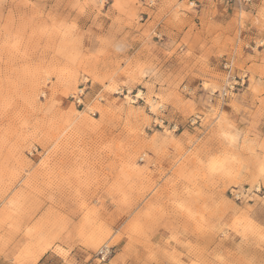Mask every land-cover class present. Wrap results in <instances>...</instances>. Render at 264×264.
I'll return each mask as SVG.
<instances>
[{
	"label": "rangeland",
	"instance_id": "1",
	"mask_svg": "<svg viewBox=\"0 0 264 264\" xmlns=\"http://www.w3.org/2000/svg\"><path fill=\"white\" fill-rule=\"evenodd\" d=\"M44 255L264 264V0H0V264Z\"/></svg>",
	"mask_w": 264,
	"mask_h": 264
},
{
	"label": "crops",
	"instance_id": "2",
	"mask_svg": "<svg viewBox=\"0 0 264 264\" xmlns=\"http://www.w3.org/2000/svg\"><path fill=\"white\" fill-rule=\"evenodd\" d=\"M255 12L257 13L256 8L253 9L252 13L247 15L246 20H243L242 17L237 16L234 8L228 7L227 4H220L218 2L217 4L215 3V5L211 8H201L199 12L197 14H194L193 16L188 14V20H190L191 17L194 18L198 15V21L195 18L193 20H196L199 23L204 20L206 24H209L216 29L218 28L219 30L225 31L222 35V45H219L214 41L212 42V40H208V42H206L205 48L207 53V61H217L222 52H232L235 48H242V50L244 51L246 42H244L242 34L246 32V30L251 29V27H256L254 19L256 18L257 14ZM213 39H217V36H214ZM179 53L180 52H177L176 55H174L175 60L178 56H180L178 57L176 65H179V63L181 65V62L185 59L183 56H181L182 54L180 53L179 55ZM173 66L176 67L175 65ZM176 68H178V66ZM230 101L233 102V99H231ZM54 259L56 258L50 256L47 257L46 255H44L42 257V262L43 264H53ZM59 259L58 262L60 261L63 264L65 259ZM72 259L74 262H76V264L77 262L80 263L81 261L80 257H72Z\"/></svg>",
	"mask_w": 264,
	"mask_h": 264
},
{
	"label": "built area",
	"instance_id": "3",
	"mask_svg": "<svg viewBox=\"0 0 264 264\" xmlns=\"http://www.w3.org/2000/svg\"><path fill=\"white\" fill-rule=\"evenodd\" d=\"M155 1V0H153ZM232 67H233V61L230 59V60H225V68L226 70H228V75L229 76H232ZM230 87H234L235 84H229ZM81 97V96H80ZM77 98L78 101L80 102L81 101V98ZM109 253H110V250L107 246H104L102 247L99 252H98V255L101 257V259L105 260L108 258L109 256Z\"/></svg>",
	"mask_w": 264,
	"mask_h": 264
}]
</instances>
